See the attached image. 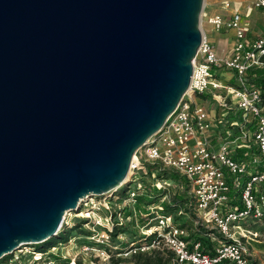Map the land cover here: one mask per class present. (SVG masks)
Listing matches in <instances>:
<instances>
[{
    "label": "water",
    "instance_id": "obj_1",
    "mask_svg": "<svg viewBox=\"0 0 264 264\" xmlns=\"http://www.w3.org/2000/svg\"><path fill=\"white\" fill-rule=\"evenodd\" d=\"M205 0H0V259L127 182L191 87Z\"/></svg>",
    "mask_w": 264,
    "mask_h": 264
},
{
    "label": "built area",
    "instance_id": "obj_2",
    "mask_svg": "<svg viewBox=\"0 0 264 264\" xmlns=\"http://www.w3.org/2000/svg\"><path fill=\"white\" fill-rule=\"evenodd\" d=\"M218 2L224 12L212 14L204 8L201 20L214 30L233 31L230 53L220 56L203 30L205 37L193 62L194 73L187 92L194 96L206 90H218V117L210 116L203 104L192 105L184 96L166 124L139 149L131 164V170L139 171L145 163L159 162L178 171L188 181L195 225L207 229L211 239L218 243L214 256L204 253L199 242L190 247L187 240L190 231L176 224L173 215L156 216V232L143 231L144 238L153 235V241L132 251L168 249L179 264H250L246 240L258 237L260 232L242 228L241 224L250 219L264 222V96L257 85L248 83L249 70L264 69V31L256 33L251 21L253 12L264 8V0ZM218 68L235 72L233 85L220 82L215 76ZM229 112L240 115L239 120L230 122L237 136L234 134L217 146L211 131L223 124ZM256 148L259 153L255 152ZM239 150L243 156L236 159ZM232 191L241 200V209L230 203ZM144 192L146 188L139 184L129 191L130 199ZM84 202L77 211L84 208ZM110 208L108 205L107 210ZM114 213L111 211L107 216L111 226L124 224V213L116 212L118 223ZM147 225L148 222L142 227ZM109 227L105 229L109 231ZM105 229L101 243H107L110 238Z\"/></svg>",
    "mask_w": 264,
    "mask_h": 264
},
{
    "label": "rangeland",
    "instance_id": "obj_3",
    "mask_svg": "<svg viewBox=\"0 0 264 264\" xmlns=\"http://www.w3.org/2000/svg\"><path fill=\"white\" fill-rule=\"evenodd\" d=\"M218 1L219 0H205L204 4L206 10L212 14L224 12L222 5ZM251 21L256 33L262 30L264 31V17L262 19L253 15ZM201 27H203L202 30L210 28L209 30H211L210 33L212 35L228 38L232 42V35L230 33L228 34L229 36L226 35L227 31H224L221 34V31L214 30L202 20ZM224 51H226L227 54L228 52L230 53L229 50L228 52L227 50ZM224 73H226V71H224ZM216 74L222 73L221 71H217ZM190 97L191 95L187 93L184 100H187ZM195 99H197V97H194L192 100ZM215 102L214 99H208V102L204 104V107H208V112L212 117H216L219 113V108L216 107L217 103ZM226 116L227 117L223 118V124H218V126H215L211 131L214 144L216 145L222 140H228L233 137L234 134L236 135V133H238L231 130L232 127L230 126V122L239 120V113L236 114L235 112L232 114L229 112ZM145 164L139 171L131 170L126 178L128 181L120 188L112 191V194L110 193V195L107 194L101 197L92 195L86 199L87 202H84V208L80 211L67 212L65 214L66 218L64 223L59 231V235L60 233L67 234L68 240L66 242L57 243L54 247H51L44 253L38 252L37 244L20 246L13 250L12 254L7 255L8 259L4 264H114L112 257H114L115 261L121 259L120 262H116L118 264H135L130 259L134 253L132 250L134 248H140L145 242L150 244L154 238L153 235L144 238L143 231L146 233L149 231L153 233L156 232L154 229L155 227L157 228L156 225L158 221H155V217L164 214V210H166L164 203L166 202L168 206L172 203L173 196L180 190V185L182 183L181 181H173L172 179L170 180L159 177L156 169L151 173ZM139 184H142L143 188L145 187L148 192H151L152 201H154L151 206L147 207L148 212L146 214H144L145 212H143V208L139 212L137 205H132L134 202L130 201L132 199H130L129 191L132 188L138 187ZM160 185L162 187H160ZM190 202L188 203L189 206ZM108 205L111 207L109 210H107ZM127 208L129 209V212H134V214L136 212L139 217L134 218L132 215H125L126 219L123 218L122 221L125 223L127 232L120 233L114 240H112L110 236L107 243H101V235L104 233V229L110 226L108 228L109 231L107 229L106 231L112 233V230L115 227L111 226L110 219L107 221V216L111 211L115 213L122 211L124 213ZM145 221L148 222V225L143 228L142 225L146 223ZM93 222L99 223L95 226L93 225ZM117 225L118 224H116V226ZM241 226L245 229L255 228L261 231L264 230V222H258L254 219L253 221H243ZM58 237L59 236L55 238ZM259 240L264 241V236L260 237ZM42 244L44 243H41V245ZM102 246L110 248L113 252L107 251ZM161 250L163 251V248H161ZM137 252L141 251L137 250ZM259 256L260 259L257 257L256 259L258 261H256L255 264L264 262V253L259 254Z\"/></svg>",
    "mask_w": 264,
    "mask_h": 264
},
{
    "label": "trees",
    "instance_id": "obj_4",
    "mask_svg": "<svg viewBox=\"0 0 264 264\" xmlns=\"http://www.w3.org/2000/svg\"><path fill=\"white\" fill-rule=\"evenodd\" d=\"M248 83L257 85L262 91H263V96H264V69L260 68H253L249 70V75H248ZM199 98H207L206 95L203 93L197 94L196 95ZM256 153H259V150L256 148L255 149ZM243 156V151L239 150L238 153L235 155V158H240ZM147 168L151 171L157 170V173L159 177L165 178V179H172L173 181H181V187L180 190L177 191L172 199V203L167 205L165 202L164 205L166 206V210H164V215L166 216H172L174 218V222L178 224L181 227L186 228L187 230L190 231L189 237L187 240H190V247L192 243L199 242L201 245L202 250L212 256L215 255V246L216 242H214L211 237L208 234L207 229H204L201 226H196L195 225V218L196 214L192 210L191 206L188 205V203L191 200L190 194H189V186H188V181L176 170L174 169H169L161 165V163L156 162L155 164H150L146 163L145 164ZM156 189V188H155ZM154 189V191H155ZM237 193H233V191L230 193L231 196V204L236 206L238 205L239 208L241 209L242 202L239 198H236ZM131 202H134L132 205H137L138 211L140 212L143 208L144 214H146L147 207L151 206L154 201H152V194L151 192H148L146 189V192L139 194L138 197L134 198ZM136 208V209H137ZM180 211H183L184 214H180ZM124 215L130 216L132 215L134 218L139 217L137 216V213L135 212H129V209L127 208L124 211ZM114 216H116L115 222L118 223L119 219L117 218L118 215L114 213ZM79 218V217H78ZM133 218V220H134ZM118 219V220H117ZM146 222V221H145ZM144 223L143 225H145ZM124 226V227H122ZM122 226H116L113 228L111 234V239L114 240L120 233L127 232L126 231V226L125 223ZM106 230V229H105ZM68 240V236L66 233H60L58 238H51L46 241H44V244H37V250L38 252L44 253L47 252L51 247H54L55 244L60 243V242H66ZM104 247L107 251L113 252L110 248ZM168 249H163L157 248L153 249L150 252H136L133 253L131 256V261L135 264H179L177 262L175 257V254L171 251H167ZM8 256H5L0 259V264H4L5 261H7ZM118 261H115L114 257H112V261L114 264H118L116 262H120L121 259H117Z\"/></svg>",
    "mask_w": 264,
    "mask_h": 264
},
{
    "label": "crops",
    "instance_id": "obj_5",
    "mask_svg": "<svg viewBox=\"0 0 264 264\" xmlns=\"http://www.w3.org/2000/svg\"><path fill=\"white\" fill-rule=\"evenodd\" d=\"M238 1H241V0H238ZM253 15H256L257 18H262L263 19V17H264V8L261 9V10L254 11L253 14H252V16ZM209 29H206L205 28L204 29V32H205V34L208 37H210L209 38L210 40L212 39L211 42L213 43V46L215 48V51L218 52V54L220 56L227 55L226 51H224V50H227V52H228V50H230L231 47H232V43L234 41L233 31H227V33H226V35H228L229 33L232 35V42H231L228 38L220 37L218 35H212L210 33L211 30H209ZM224 31L222 30L221 31V34ZM228 54H229V52H228ZM217 71H221L222 74H216ZM224 71H226V73H224ZM219 75L222 76V77H220ZM215 76L220 80L221 83H223V84H229L230 83V85H233L234 84L233 82L235 81V77H236L234 71L228 70L226 68H218L215 71ZM203 94L206 95L207 98H199V97H197L195 95V96H191L189 98V101H191L192 105H194L195 103L196 104H200V105L201 104L204 105L205 103L208 102V99H214L216 101L215 103H217V106L216 107L219 108V100H218L219 93H218V90H217V92H215L213 90H206L205 92H203ZM194 97H197V99H195L196 101L195 100H192ZM205 108L207 109V111H209L208 110V107H205ZM210 116H211V114H210ZM213 142H214V139H213ZM250 220H252V219H250ZM251 230L252 231L253 230H258L260 232V235L258 236V238L257 237H253V238H250L249 237V239L246 240V242H247V244L249 246V249H250V253H251V256H250V264H255L256 261H258L256 258L258 257L260 259L259 254L264 253V241L259 240L260 237L264 236V230L261 231L259 229H255V228H251ZM258 264H264V262L263 263H258Z\"/></svg>",
    "mask_w": 264,
    "mask_h": 264
},
{
    "label": "bare ground",
    "instance_id": "obj_6",
    "mask_svg": "<svg viewBox=\"0 0 264 264\" xmlns=\"http://www.w3.org/2000/svg\"><path fill=\"white\" fill-rule=\"evenodd\" d=\"M203 28V27H202ZM206 31V30H205ZM207 32V31H206Z\"/></svg>",
    "mask_w": 264,
    "mask_h": 264
}]
</instances>
